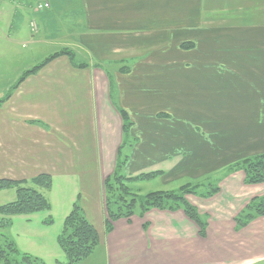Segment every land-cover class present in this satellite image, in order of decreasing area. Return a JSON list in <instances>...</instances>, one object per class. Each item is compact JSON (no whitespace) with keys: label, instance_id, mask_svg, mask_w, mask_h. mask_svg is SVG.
Listing matches in <instances>:
<instances>
[{"label":"crops","instance_id":"obj_1","mask_svg":"<svg viewBox=\"0 0 264 264\" xmlns=\"http://www.w3.org/2000/svg\"><path fill=\"white\" fill-rule=\"evenodd\" d=\"M47 1L0 7V73L14 70L0 85V179L48 175L42 193L60 222L81 207L99 241L80 264H262L264 215L237 229L234 219L264 183L234 171L215 178L213 196L187 195L206 222L201 237L181 209L150 208L106 231L104 180L118 151L125 175L161 171L167 182L264 153V0ZM184 42L205 52H183ZM62 48L86 65L61 55L11 89ZM120 110L131 122L123 146Z\"/></svg>","mask_w":264,"mask_h":264},{"label":"trees","instance_id":"obj_2","mask_svg":"<svg viewBox=\"0 0 264 264\" xmlns=\"http://www.w3.org/2000/svg\"><path fill=\"white\" fill-rule=\"evenodd\" d=\"M191 42L182 43L180 48L188 49L193 47ZM65 55L73 65L83 67L86 64H76L73 62V52L70 49L62 48L52 54L48 55L37 65L31 69L24 71L16 82L11 86L14 89L21 81L28 75L35 73L42 68L45 64L54 58ZM9 94L3 99L5 100ZM0 100V102L3 101ZM123 120V133L124 140L122 146L127 142L128 131L130 128V120L127 113L120 110ZM127 161V156L118 151L116 166L112 176L104 180V194H105V208L107 212L106 231L111 229L112 221L124 217L128 218L133 214L142 215L150 208H159L175 211L181 209L185 215L196 223L199 227V234L201 237L205 236L206 222L200 217L196 208L191 205L183 196L185 193L197 194L200 197H210L218 192V187L212 186L207 192L196 193V189L202 186L200 183H184L178 188V192L174 191H160L147 194L143 200L137 203L133 198L130 203L110 209V191L108 186L109 182L115 180L121 183V173L123 166ZM241 170L244 173V182L246 184L264 183V153L246 157L234 163L229 172ZM156 175H161V171H154L146 174H139L136 177H126L129 180H148ZM148 178V179H147ZM51 187V178L48 175H38L27 184L24 181H13L7 179H0V190L14 189L15 197L12 201L0 205V264H45L41 259L33 257L28 253H22L16 249L13 242L4 237L2 230L11 224V217L18 215H30L49 209L50 204L42 190H47ZM135 204H138L135 210ZM128 206V207H127ZM124 210V211H122ZM264 215V197L254 198L249 204L241 211L240 216L235 218L236 229L245 226L250 220L257 216ZM57 244L65 255V261H56V264H80L94 251L98 244V233L93 224L84 216L80 206L75 202L72 205L70 212L66 215L62 223V229L57 236Z\"/></svg>","mask_w":264,"mask_h":264},{"label":"rangeland","instance_id":"obj_3","mask_svg":"<svg viewBox=\"0 0 264 264\" xmlns=\"http://www.w3.org/2000/svg\"><path fill=\"white\" fill-rule=\"evenodd\" d=\"M22 1L26 2V4H31V5L34 4V0H22ZM3 2L1 3V5L3 4ZM36 6L34 10L36 9ZM33 25H35V23L31 24V29ZM199 47L196 48L193 46L188 49H183V52H188V53L202 52V49H203V52H205L204 46L199 45ZM27 49L28 47H22V50H27ZM46 50L47 52H50V48ZM42 56L43 55H39L38 59L37 57L36 59L42 61L45 58V57L43 58ZM30 62H33V61L28 60L26 64L27 65L29 64V66L34 64ZM6 65H10V62L6 63ZM2 68L4 69V67ZM13 72H14L13 69H9L5 72H1L0 73V85L3 82L8 84L9 80H11L12 78ZM7 92L8 90H5V89L1 90L0 88V99L5 97ZM236 171H241V170H236ZM150 172H154V171H145V172H141L138 174H132V175H125L121 171V173H123L127 177H136L139 174H146ZM223 172L219 174L211 175L209 178H206L198 182L194 181V179L193 180L192 179H189V180L179 179L177 181L175 180L173 182H167L168 180L166 178L161 179L160 175H156L149 179L147 178L148 180L133 181V180H129L128 178L126 179L125 176L123 177L121 176L120 184L113 179L111 182H109L110 186H108V188H109L110 194L108 197H110V201H111L109 208L116 209V207L122 206L123 209H126V207H124L123 205L130 203V201L133 198L138 203L141 200H143L147 194H150V193H155V192H160V191L178 192L179 186H181L184 183H192L191 185L195 183H200L202 184V186L196 189L197 191L196 193H204L210 189L211 185L212 186L216 185L218 187L220 180L219 179L217 180L215 178H218V177L221 178L222 176H225L226 174L232 173L231 171L229 172V169H226ZM241 172L243 173V171ZM243 182H244V178H243ZM244 184L246 183L244 182ZM61 194L62 193L59 194L58 192L59 196H61ZM187 195H190V194L185 193L183 196L186 198ZM51 196L53 197L54 195L51 194ZM13 199H14L13 190L8 189V190L0 191V205L10 202ZM104 202H105V194H104ZM248 204L249 203H247V205ZM58 208L59 206H52L50 204L49 209H46L40 212H36V213L30 214L27 216H24V215L13 216L10 218L11 219L10 226L4 228L2 230V234L4 235V237L9 239L11 242H13L14 246L16 247L18 251L22 253H28L33 257H37L41 259L45 264H56V261H59V262L65 261V255L62 252V250L59 248V246L57 245L56 240H57V236L59 235L62 229V223L66 216L60 222V211ZM137 208H138V204H135V210H137ZM106 215H107V212H106ZM238 216H240V214H238ZM49 217L52 220V222L49 220V221H46L47 223H43L45 220H48ZM234 224L236 225L235 219H234ZM263 263L264 262H262V264Z\"/></svg>","mask_w":264,"mask_h":264},{"label":"built area","instance_id":"obj_4","mask_svg":"<svg viewBox=\"0 0 264 264\" xmlns=\"http://www.w3.org/2000/svg\"><path fill=\"white\" fill-rule=\"evenodd\" d=\"M4 0H0V6H1V3L3 2ZM49 7V3L47 0H40V2L37 4L36 6V9L37 10H42V9H45V8H48ZM33 29H35V25L32 26V31Z\"/></svg>","mask_w":264,"mask_h":264}]
</instances>
